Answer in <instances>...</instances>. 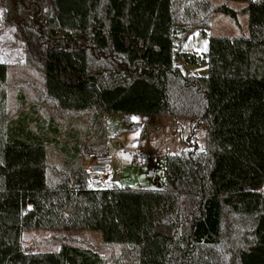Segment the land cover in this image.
Segmentation results:
<instances>
[{
  "label": "trees",
  "instance_id": "trees-1",
  "mask_svg": "<svg viewBox=\"0 0 264 264\" xmlns=\"http://www.w3.org/2000/svg\"><path fill=\"white\" fill-rule=\"evenodd\" d=\"M25 2L17 34L24 64L43 82L21 84L28 93L13 134L4 104L15 84L0 62V123L8 129L0 136V264H264V196L215 188L232 138H264L263 106L242 108L252 89L264 91V0ZM216 13L235 23L246 14V35L209 36ZM176 26L208 38L199 60L174 45ZM178 61H199L207 75L186 74ZM214 82L245 88L216 108ZM35 105L51 116L46 133ZM107 114L124 115L128 125L136 114L191 118L206 126L204 147L189 140L166 154L160 188L91 187L81 156L103 151ZM49 230L99 232L110 254L69 243L22 247L23 233Z\"/></svg>",
  "mask_w": 264,
  "mask_h": 264
},
{
  "label": "rangeland",
  "instance_id": "rangeland-1",
  "mask_svg": "<svg viewBox=\"0 0 264 264\" xmlns=\"http://www.w3.org/2000/svg\"><path fill=\"white\" fill-rule=\"evenodd\" d=\"M18 2L22 0H0V62L9 65V81L13 83L18 80L23 83L29 81L42 85V77L24 64L25 42L18 36L16 27L18 13H21ZM229 5L234 9L244 7V4L239 2H230ZM204 30L209 36L246 35L247 15H237V23H235L230 17L216 13L212 16L210 25ZM174 45L181 52L194 54L199 60L201 54L207 52L208 38L197 27L185 31L180 26H176ZM177 63L186 74L205 70V65L199 64V61L197 65H187L182 61ZM25 86L17 87L11 93L26 94L28 87ZM244 88L225 82L212 83L211 89L216 108H219L221 104L226 106V103H229L232 97ZM248 90L246 88V91ZM251 94L250 102L242 108L244 106H246L244 109L248 108L251 103L255 108L263 106L261 111L264 117L263 88L255 87L251 90ZM130 119L132 122L128 125L122 114H107L104 117L106 139L103 151L115 159L113 164L121 170V174L118 176L89 175L92 187L160 188L164 181V156L166 154L179 153L186 149L189 146V140L195 142L199 148L204 147L206 126L196 124L191 118L136 114ZM231 143L233 155L226 158L219 169L215 183L216 193L229 196H264V138L233 137ZM138 157L144 159L140 165L137 162ZM136 177L139 178L138 181ZM64 243L97 251L104 257L110 254L109 251L101 250L99 247L101 237L96 231L58 232L49 230L25 232L22 236V247L26 251L56 250Z\"/></svg>",
  "mask_w": 264,
  "mask_h": 264
},
{
  "label": "built area",
  "instance_id": "built-area-1",
  "mask_svg": "<svg viewBox=\"0 0 264 264\" xmlns=\"http://www.w3.org/2000/svg\"><path fill=\"white\" fill-rule=\"evenodd\" d=\"M115 159L104 151H88L82 155V168L93 176L120 175L121 170L113 166ZM138 164L144 162L143 157H138Z\"/></svg>",
  "mask_w": 264,
  "mask_h": 264
},
{
  "label": "crops",
  "instance_id": "crops-1",
  "mask_svg": "<svg viewBox=\"0 0 264 264\" xmlns=\"http://www.w3.org/2000/svg\"><path fill=\"white\" fill-rule=\"evenodd\" d=\"M2 63H5V62H2ZM5 64H7V63H5ZM7 66L9 67V65L7 64ZM11 82V81H10ZM11 83H13V82H11ZM23 82H20L19 80L18 81H16V83H13V84H15V86L12 88V89H10L9 90V92H8V95H7V98H6V100H5V103H6V105L4 104V107H6V108H8V109H10V110H13V113H11V116H10V122L8 121V128L9 127H11L12 128V124H10V123H12V119H13V117L15 118V117H17L16 115L18 114V112H19V110L20 109H16V108H18V106L21 104V102H22V100H23V93H17L16 95L15 94H13V93H11L14 89H16L17 87H19V88H21L20 86H21V84H22ZM26 83V82H25ZM24 83V84H25ZM27 97V96H26ZM26 99V98H25ZM24 99V100H25ZM23 100V101H24ZM36 107H38V109L39 110H37V108ZM20 108H23V109H28L27 108V106H24V107H20ZM43 108H39V105H35V109H34V111H37V113H39L40 115L37 117L36 116V118H37V120L39 119L41 122H43V124H44V129L46 128V130H45V133L47 132V123H48V127H50V125H51V116L50 115H47V113L45 112L46 110L44 109V110H42ZM33 126V129H34V131H35V133H36V135H37V132H36V125H34V123L31 125V127ZM5 130H8L7 129V126H4V124H2V123H0V136L2 137V135L4 134V132H5ZM16 131H17V129H16ZM12 132H13V134L15 133L14 132V130H13V128H12ZM50 137H51V135H50ZM46 142V141H45ZM81 159H82V156H81ZM113 166L115 167V168H118V167H116L115 166V164H113ZM119 169V168H118ZM139 180V178H137L136 177V181H138ZM114 183H115V181H114ZM91 187H92V185H90ZM96 187V186H95ZM161 187V186H160ZM96 188H99V187H96Z\"/></svg>",
  "mask_w": 264,
  "mask_h": 264
},
{
  "label": "water",
  "instance_id": "water-1",
  "mask_svg": "<svg viewBox=\"0 0 264 264\" xmlns=\"http://www.w3.org/2000/svg\"><path fill=\"white\" fill-rule=\"evenodd\" d=\"M198 75L200 76H206L207 75V72L205 70H201L198 72Z\"/></svg>",
  "mask_w": 264,
  "mask_h": 264
}]
</instances>
